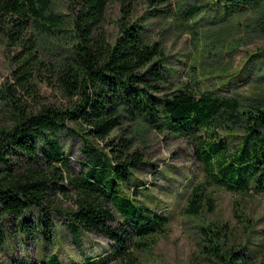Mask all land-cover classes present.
I'll return each instance as SVG.
<instances>
[{
  "label": "trees",
  "instance_id": "trees-1",
  "mask_svg": "<svg viewBox=\"0 0 264 264\" xmlns=\"http://www.w3.org/2000/svg\"><path fill=\"white\" fill-rule=\"evenodd\" d=\"M170 1L143 0L150 10L140 21L131 20L127 6L110 41L100 31L109 0H67L66 13L54 11L53 0H0V36L16 51L13 84L0 88V227L20 220L23 240L52 245L51 217L62 216L74 243L85 234L107 240L106 259L86 264H139L168 225L166 215L129 193L134 173L148 165L135 141L151 129L194 140L212 183L231 192H246L248 186L264 192V49L251 55L258 76L248 102L221 98L219 88L197 95L177 87L165 49L151 42L144 24L170 14ZM221 9L233 16L252 14L255 31L264 37V0H213L188 6L182 15L186 20ZM41 78L58 89L65 107L40 102ZM225 85H233L227 76ZM18 91L32 104L23 103ZM126 122L130 138L124 136ZM217 130L241 133L235 151ZM63 138L83 144L86 170L78 178L69 175ZM65 180L75 187L68 210L52 199ZM133 187L139 189L135 182ZM202 198L191 194L188 214L199 216ZM230 231L217 222L198 226L204 264H247L241 249L226 247ZM16 232L8 237L0 231V250ZM39 259L30 264H61L55 254Z\"/></svg>",
  "mask_w": 264,
  "mask_h": 264
},
{
  "label": "rangeland",
  "instance_id": "rangeland-1",
  "mask_svg": "<svg viewBox=\"0 0 264 264\" xmlns=\"http://www.w3.org/2000/svg\"><path fill=\"white\" fill-rule=\"evenodd\" d=\"M212 1L171 0L168 7L171 13L146 19V32L151 42H158L165 49L174 69L172 82L177 87L182 86L197 95L219 88V97L243 104L256 92L257 67L254 64L253 68L251 60L253 54L264 49V37L255 31L253 15L249 13L233 16L225 9L218 14L206 10L183 19L182 11L188 6ZM66 4L67 0H53L54 11L66 13ZM127 6L132 10L131 20L136 21L146 17L150 10L143 0H109L100 31L110 41L118 35L122 12ZM15 53L14 48H8L5 39L0 36V88L13 84L11 72ZM263 72L264 67L261 74ZM226 76L233 84L231 88L223 86ZM37 85L42 104L61 108L67 105L53 83L41 78ZM16 95L23 103L32 104L20 91ZM123 129L124 136L130 138L131 125L126 122ZM216 134L228 143L230 152L235 151L241 133L229 134L217 130ZM119 135L116 132L112 134ZM200 135L204 136V133ZM63 143L67 150L69 175L73 179L78 178L86 170L83 144L68 138H63ZM97 143L102 147L101 142ZM195 146L196 142L192 139L153 129L138 136L135 141V147L140 149L148 165L134 173L129 193L168 218L166 229L154 237L151 248L139 257V264H204L197 235V228L202 222L228 226L231 231L226 247L241 249L247 264H264V192L255 191L251 186L246 192H231L212 183L196 157ZM133 182L139 189L133 187ZM58 186L61 190L54 192L52 199L60 209L68 210L75 197L74 181H60ZM194 191L203 197L199 216H191L187 211ZM51 220L54 224V243L45 246H38L31 237L23 240L19 236L20 220L2 223L0 231L6 236L15 234L14 231L18 234L11 244L0 250V264H21L22 261L30 264L42 257L46 262L50 254H55L61 264H86L89 260L106 259L107 240L85 234L79 243H74L66 230L65 218L56 215Z\"/></svg>",
  "mask_w": 264,
  "mask_h": 264
}]
</instances>
